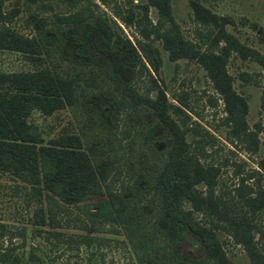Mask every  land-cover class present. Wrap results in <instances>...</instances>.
Masks as SVG:
<instances>
[{"label":"trees","instance_id":"obj_1","mask_svg":"<svg viewBox=\"0 0 264 264\" xmlns=\"http://www.w3.org/2000/svg\"><path fill=\"white\" fill-rule=\"evenodd\" d=\"M5 1L0 0V36H5L0 43L28 48L31 45L28 39L5 23L6 18L18 11V7L8 13L4 11ZM152 2L157 7V19L154 23L144 21L138 30L141 36L161 39L173 59L194 58L201 54L198 45L184 37L176 25L169 0ZM26 3H39L44 10L52 9L49 0H26ZM70 3L77 8L69 13L55 12L53 19L61 24L81 25L86 36L92 31L98 32L107 44L103 49L109 56L105 62L115 74L123 68V61L131 52L132 59H126L133 60L132 79L116 86L118 93L111 96L106 116H103V112H107L106 106L103 111L91 108L84 99L78 98L77 84L62 74L55 76L41 71L28 77L22 73L23 79L18 80L10 96L7 89L11 88L5 81L0 83V169L31 186L38 203L33 222L49 225V229H44L46 238L55 243L96 246L109 240L100 235L102 232L120 235L140 264H234L224 246L226 242L243 249L250 264H264V155L252 157L255 166L249 167L245 177H238L235 194L228 197L217 191L219 165L203 168L196 161L195 172L191 175L192 156L180 158L181 130L170 117L162 92L151 96L148 92L134 91L132 83L144 76V70L149 80H155L151 70L158 68L159 59L155 49L142 37L135 36L134 44L120 33L122 29L115 17L128 23L131 1L71 0ZM193 5L197 15L203 14L205 20L218 25L217 17L205 12V7ZM45 17L35 19L37 30L46 22ZM62 30L64 28L60 26L59 31ZM59 38L62 48L65 41L62 36ZM44 40V47L55 43L53 37H44ZM200 42L210 54L220 49L221 53L216 55L219 60L225 49L236 47V40L224 29L211 30L200 37ZM220 42L224 44L219 45ZM96 46L99 48L98 44ZM84 49H87L86 45ZM89 58L95 61L92 56ZM262 63L264 70V60ZM217 70L210 69V72L217 88L223 91ZM33 89L50 90L55 96L53 107L67 106L80 125V134L62 133L52 142L42 143L38 125H29L20 118L21 113L29 114L32 109L29 103H22V98ZM34 96L41 101L44 110L51 109L45 105L48 96ZM261 97L264 104V83ZM226 101L231 131L244 141L246 134L253 133L243 125L246 104L241 98L228 94ZM129 108L138 113L140 124L146 123L143 116L148 112L155 114L156 121L147 133H139L146 150L141 165L128 169L132 183L121 182L114 189L110 179L123 171L121 161L130 144L128 134L118 135L117 128L121 113ZM95 112L98 119L83 123ZM155 124L169 132L163 148L155 145L164 140L163 134L156 135L153 131ZM141 130L142 125L138 132ZM253 142L250 150L256 152L258 144ZM188 150L193 149L189 146ZM194 175L196 181L205 183L197 193L191 189L190 178ZM188 202L190 207H186ZM69 226L80 232L62 229ZM186 244L203 248L200 252L186 250ZM9 259L8 248L0 249V264H8ZM11 259L13 263L18 262Z\"/></svg>","mask_w":264,"mask_h":264},{"label":"rangeland","instance_id":"obj_2","mask_svg":"<svg viewBox=\"0 0 264 264\" xmlns=\"http://www.w3.org/2000/svg\"><path fill=\"white\" fill-rule=\"evenodd\" d=\"M49 1L51 10L42 9L39 3L27 4L26 0H6L3 3V10L7 13L18 7V11L11 18H6L5 23L14 32L26 37L31 45L24 49L0 43V83L5 81L7 87L11 88L7 89L9 95L18 80L23 79V74L28 77L41 71L55 76L62 74L77 84L78 98L84 99L91 108L103 111L106 106L107 112H103V116H106L110 110L108 102L111 96L118 93L116 86L132 79L133 60L126 59H132V53L129 52L123 61V68L115 74L105 62L109 57L103 50L107 44L98 32L92 31L86 36L81 25L61 24L53 19V13H69L77 6L72 5L71 0ZM130 1L131 9L127 12L129 22L115 19L122 29L121 35L135 44V36L142 37L138 30L144 21H156L157 7L152 0ZM193 3L202 5L207 9L205 12L209 11L217 17L218 25L205 20L203 14L197 15ZM169 4L176 25L184 37L198 45L201 54L194 58L184 56L173 59L161 39L142 37L155 49L159 65L156 70L150 69L155 80H149L144 70V76L132 83L134 91L148 92L151 96L162 92L167 111L181 130L180 158L192 156L190 174L195 172L196 161L203 168L219 165L217 191L226 193L228 197L235 194L238 177H245L249 167L255 166L252 157L264 155V104L261 97L264 83V0H169ZM39 16H46V22L37 30L34 21ZM60 26L64 30L59 31ZM219 29L231 33L236 40V47L222 52V60L216 57L221 53L220 49L210 54L205 44L200 42V37ZM59 36L65 41L62 48ZM4 37L0 36V39ZM44 37H53L55 43H48L44 47ZM85 45L87 49H84ZM217 68L223 91L217 88L210 72V69ZM42 91L33 89L32 93H25L27 97L22 98V103H29L32 109L29 114L21 113L20 118L29 125H38L42 143L52 142L62 133L79 135L81 128L74 113L67 106L53 107L55 96L48 89ZM131 93H134L133 90ZM35 94L48 96L45 105L51 109L44 110ZM226 94L239 97L246 104L243 125L253 133L246 134L244 141H240L231 131ZM97 116L95 112L92 117L87 116L83 123L98 119ZM143 119H146V123L140 124V117L132 108L121 113L117 134L127 133L130 144L121 161L123 171L110 179V186L114 189L121 182L131 184L133 179L128 169L137 168L143 162L145 143L139 133H147L149 126L155 123L156 116L148 112ZM139 124L142 125L141 132H138ZM153 131L156 135H164V140L155 145L165 147L168 130L155 124ZM253 141L258 144L256 152L250 150ZM189 146L192 151L188 150ZM196 177L190 178L191 189L195 193L205 185L204 181H196ZM31 191L28 183L0 169V249L8 248V264H140L130 246L121 240L122 237L111 232L100 233L109 240L96 246L55 243L51 238H46L44 229L50 226L33 222L38 203ZM190 205L188 202L186 207ZM62 229L80 232L73 226ZM224 246L234 264H250L248 256L238 245L226 242ZM184 248L200 252L203 247L186 244ZM12 257L18 262L13 263Z\"/></svg>","mask_w":264,"mask_h":264}]
</instances>
